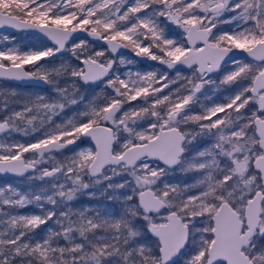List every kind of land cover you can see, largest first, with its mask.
I'll return each instance as SVG.
<instances>
[{
	"label": "snow or ice",
	"instance_id": "6c2138e0",
	"mask_svg": "<svg viewBox=\"0 0 264 264\" xmlns=\"http://www.w3.org/2000/svg\"><path fill=\"white\" fill-rule=\"evenodd\" d=\"M9 28L51 46L0 37L13 45L0 47V79L55 95L0 103V134L33 137L0 139V174L46 182L0 186V264H264V0H0ZM121 49L162 70L113 71L133 63L113 58ZM63 52L77 63L49 66ZM97 82L101 102L62 116L83 99L81 83ZM209 86L232 94L201 103ZM177 165L200 179L161 183ZM105 181L118 214L73 207ZM32 205L39 214L20 211Z\"/></svg>",
	"mask_w": 264,
	"mask_h": 264
},
{
	"label": "rangeland",
	"instance_id": "374dc122",
	"mask_svg": "<svg viewBox=\"0 0 264 264\" xmlns=\"http://www.w3.org/2000/svg\"><path fill=\"white\" fill-rule=\"evenodd\" d=\"M225 29L228 27L227 25L223 26ZM11 34L14 37V43L15 46L19 47L22 50H28L33 48L34 46H39L41 43L45 44L46 46H51L50 43L45 41H40L38 38L33 37L32 35L20 32V33H13V32H0V37H3L5 35ZM7 46H13L12 44H9L6 41H3L0 39V47L6 45ZM99 45L93 43V47H97ZM120 56H123L126 59L132 60L133 63L127 64L124 66L119 65V62L117 61L116 66L114 67L113 71H118L121 74L127 71L129 68L132 69L133 72L140 71V72H147L151 70H162V67L157 63L150 60H145L142 58L135 57L132 53H130L128 50L125 49V51L117 54L115 56V59H119ZM77 63L76 61H73L71 54L68 52H63L57 55L54 58H50L47 62L49 66H59L62 62H70ZM187 74V73H185ZM170 75H175V72H170ZM217 77H214L216 79ZM61 87L64 86L66 82V78H61ZM70 83V81H67ZM218 82V81H217ZM102 88H103V82H100L96 85L88 87L87 85H84L83 87H80V93L83 96V99L77 104L73 105L69 108H67L64 113H62V116L65 118L73 115L75 112L83 111L85 105L89 103L94 97H96V102H101L102 99ZM12 90H15V88L12 87L11 84H9L6 81H0V92H6L10 93ZM105 92L108 94H111V89H104ZM15 92H18L20 97H23L24 99L33 95H30L26 90H15ZM33 94V93H32ZM85 94H88V96L85 98ZM232 93L228 89L227 86L222 88H215L214 86L206 87L203 90V93L200 95V102L204 104L211 105L213 102H225L227 97L231 95ZM40 95V94H37ZM44 95V94H43ZM54 91L50 95L45 96H54ZM36 96V95H35ZM135 104L136 102H132ZM11 108H15L16 110H19V106L10 105ZM57 120L61 119V117H57ZM0 139H8V140H18L21 142H31L33 137H25L18 133H12L10 136L8 134H0ZM210 139L205 137L202 139H198L196 142H194L192 145L188 146V150L185 153L186 156H192L195 152L202 150L203 147H206L208 143H210ZM89 145L91 146L90 140L87 141ZM65 155H70V153H65ZM59 158V157H58ZM160 167H164L161 163L159 164ZM182 165H177L170 169L168 173L162 178L161 183L163 182H169V183H180V184H190L195 183L197 180L200 179V174L195 172H189V173H183L181 172ZM31 173L26 174L24 176H19L15 178L11 177H4L0 176V186H5L8 184H11L15 187H18L21 190L29 191V190H38L41 187H44L46 182L40 181V180H30L29 176ZM126 176H117L114 177L111 182L113 183H119L121 180L126 179ZM108 181H105L99 185H96L94 187H90L87 189L83 194L89 195V193H93L91 197L93 199L101 198L99 201H96L94 203H88L84 206H89L91 208L99 209L102 214H114V203L113 200H109L108 197L113 195L112 190H108L107 192L104 191L106 188ZM127 189H121L120 195L127 194ZM90 196V195H89ZM119 201V200H118ZM118 206H120V209L122 208V204L119 203ZM45 207H51L50 205H45ZM81 208V207H80ZM34 214H39L37 212H29ZM198 235V234H197ZM177 264H184L183 258L177 261Z\"/></svg>",
	"mask_w": 264,
	"mask_h": 264
},
{
	"label": "trees",
	"instance_id": "16d2710c",
	"mask_svg": "<svg viewBox=\"0 0 264 264\" xmlns=\"http://www.w3.org/2000/svg\"><path fill=\"white\" fill-rule=\"evenodd\" d=\"M59 84L62 85L61 80L59 81ZM83 86H84L83 84H80V87H83ZM48 89L51 90L53 88H52L51 85H48ZM2 93H3V95H0V103H2L5 98L9 99L10 101H19L16 97L10 96L9 93H6V92H2ZM87 96H88V94H85V98ZM11 105H19V104L12 103ZM100 199L101 198L93 199L91 196H89L87 194L85 195V194L81 193L75 200L72 201V205H73L74 208H80V207L82 208V207H84L85 204L94 203L95 200L96 201H99ZM113 203H114V211H115L114 214H118L119 211H120V206H118V204L120 203V201L113 200ZM60 210H62V206H61ZM20 211L22 213H29V212H37V213H40V209L37 208L35 205L28 206V207H26L24 209H21ZM46 227H52V224L49 223V225H47V226L42 225L40 227V229H38L37 238H40L43 235H45L44 231H45Z\"/></svg>",
	"mask_w": 264,
	"mask_h": 264
},
{
	"label": "flooded vegetation",
	"instance_id": "af4514ba",
	"mask_svg": "<svg viewBox=\"0 0 264 264\" xmlns=\"http://www.w3.org/2000/svg\"><path fill=\"white\" fill-rule=\"evenodd\" d=\"M49 43V42H48ZM125 51V50H124ZM119 54V53H117ZM115 54L113 58H115V56L117 55ZM116 66V65H115ZM114 66V67H115ZM7 82V81H6ZM9 84L12 85L13 88H15V90H26L30 95H37V94H40V95H50L52 92H53V89L49 90L48 89V85L47 84H41V85H38V84H28V85H20V84H16V83H10L8 82ZM100 83V82H99ZM83 84V83H81ZM98 84V83H97ZM85 85V84H83ZM96 85V84H95ZM88 87L90 86H93V85H87ZM17 93V96H15L18 100H22L24 99L23 97H20L18 92ZM33 93V94H32ZM15 106H19V105H15ZM163 165V164H162Z\"/></svg>",
	"mask_w": 264,
	"mask_h": 264
},
{
	"label": "water",
	"instance_id": "95a60500",
	"mask_svg": "<svg viewBox=\"0 0 264 264\" xmlns=\"http://www.w3.org/2000/svg\"><path fill=\"white\" fill-rule=\"evenodd\" d=\"M0 32H13V33H20V32H23V33H26V34H29V35H32L33 37H36L37 36L33 33H30V32H26V31H17V30H14V29H0ZM83 38V37H82ZM91 39V38H89ZM45 42H48L46 40V38L43 40ZM50 43V42H49ZM51 44V43H50ZM103 42H100V45H102ZM125 49H121L118 51V53H121L123 52ZM59 55V54H57ZM115 55V54H114ZM0 81H7V82H10V83H16V84H20V85H28V84H38V85H41V84H44L43 82H33V81H9V80H4V79H0ZM99 83V82H97ZM96 83V84H97ZM91 142V141H90ZM162 164V163H161ZM0 176H4V177H11V178H15V177H19V176H15V175H12V174H0Z\"/></svg>",
	"mask_w": 264,
	"mask_h": 264
}]
</instances>
